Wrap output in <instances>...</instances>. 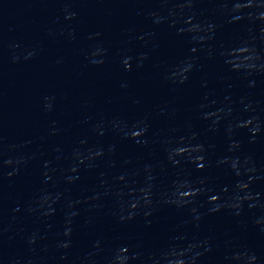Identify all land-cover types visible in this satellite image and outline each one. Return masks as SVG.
I'll list each match as a JSON object with an SVG mask.
<instances>
[{"label": "water", "instance_id": "1", "mask_svg": "<svg viewBox=\"0 0 264 264\" xmlns=\"http://www.w3.org/2000/svg\"><path fill=\"white\" fill-rule=\"evenodd\" d=\"M0 264H264V0H0Z\"/></svg>", "mask_w": 264, "mask_h": 264}]
</instances>
